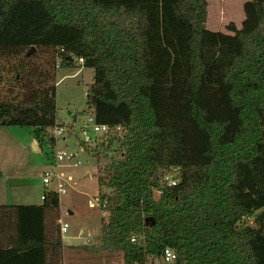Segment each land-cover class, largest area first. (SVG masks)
<instances>
[{
  "label": "trees",
  "instance_id": "1",
  "mask_svg": "<svg viewBox=\"0 0 264 264\" xmlns=\"http://www.w3.org/2000/svg\"><path fill=\"white\" fill-rule=\"evenodd\" d=\"M208 7L0 0V127L35 128L43 151L55 147L50 129L65 127L57 69L83 59L95 72L86 114L121 129L95 148L81 144L109 192L99 195L97 242L80 250L120 253L124 264L166 248L177 264H264V0L244 4L232 34L207 28ZM40 52L49 56L41 66ZM172 168L180 182L167 187ZM44 193L41 205H0V264H62L59 197Z\"/></svg>",
  "mask_w": 264,
  "mask_h": 264
},
{
  "label": "rangeland",
  "instance_id": "2",
  "mask_svg": "<svg viewBox=\"0 0 264 264\" xmlns=\"http://www.w3.org/2000/svg\"><path fill=\"white\" fill-rule=\"evenodd\" d=\"M247 1L208 0L207 28L232 34L228 27L231 24L241 27L245 18L243 6ZM48 58L45 52H40L36 62L39 66L45 65ZM94 75V70L85 68L78 59H74V64L70 67L57 69V117L58 123L65 126L66 137L58 139L55 147L48 145L44 151L39 143H37L39 149L34 147V142H37L35 128L0 127V172L3 174L0 180V204H12L11 200L19 203L41 201L40 197L44 190L42 179L45 171L51 168L58 169V172L63 174L64 180L69 183V192L62 197L61 201L63 210L61 218L64 223L70 225L65 239L73 244L84 241L86 244L97 242L98 238L95 237L100 233L104 214L100 210L101 205L92 208L89 204L92 200L99 199L100 193L109 192L108 189L100 191L97 180L98 162L81 147L83 138L78 130L89 109L87 92L94 83ZM6 76L3 68H0V77ZM4 87L6 86L0 83V91ZM54 132L55 128L50 129L51 135L54 136ZM58 150L76 154L77 157L73 161L61 162V166L57 168L54 155ZM112 156L116 155L110 154L105 158V163H108ZM78 162L80 163L76 164ZM68 179L71 180L68 181ZM155 196L157 199L159 194L156 193ZM80 230L85 231L84 235H80ZM79 247L74 248L79 250ZM120 255V253H105L100 256L101 263L123 264L124 261ZM149 262L159 264L158 260Z\"/></svg>",
  "mask_w": 264,
  "mask_h": 264
},
{
  "label": "built area",
  "instance_id": "3",
  "mask_svg": "<svg viewBox=\"0 0 264 264\" xmlns=\"http://www.w3.org/2000/svg\"><path fill=\"white\" fill-rule=\"evenodd\" d=\"M79 63L83 64V59L79 60ZM85 120L83 121L82 125L78 128L81 136H82V143H84L89 148H95L100 143H105L109 139L114 137H121V129L116 128L113 129L108 125H102L97 123L95 117L92 114H87L85 116ZM74 128V126H73ZM54 137L58 139H63L66 137V129L64 127L55 128ZM81 143V144H82ZM83 148V147H82ZM84 150V149H83ZM76 154L68 153L65 150H58L54 155V160L56 162V167L61 166V162L65 160L73 161L76 158ZM80 162L76 163L79 164ZM63 174L58 172V169L51 168L45 171L42 179V183L44 185V190H48L54 192L58 195L60 201V207H62V197L67 195L68 190V182L64 180ZM162 183L167 187H175L180 182V173L178 168H172L169 171H166L162 177ZM71 179H68V181ZM159 194V193H158ZM41 199H45V193L43 192ZM90 207L96 208L97 206L101 205L100 199H95L90 202ZM60 227H61V234L62 237L68 233L70 225L68 223H64L60 220ZM84 235V231H80V235ZM131 241L133 243L136 242L135 238H132ZM159 261V264H177L178 255L172 248H166L161 257L156 259ZM152 264L151 262H149ZM148 263V264H149Z\"/></svg>",
  "mask_w": 264,
  "mask_h": 264
},
{
  "label": "crops",
  "instance_id": "4",
  "mask_svg": "<svg viewBox=\"0 0 264 264\" xmlns=\"http://www.w3.org/2000/svg\"><path fill=\"white\" fill-rule=\"evenodd\" d=\"M35 142H34V147L39 149L37 142L36 143ZM86 176H88V175H86ZM43 192H44V190H43ZM43 192H42V194H43ZM22 200H25V198H22ZM40 200L41 201H39V202L23 201L21 203L15 202L14 200H11L10 203H12V204L7 203V204H0V205H6V206H12V205H18V206L41 205L43 203V200L41 199V197H40ZM70 215H73V213H70ZM61 217H63L62 207H61ZM62 219L63 218H61V221L63 222ZM75 235H78V234H75ZM98 236H96L95 238H98ZM76 239H77V237H76ZM63 240H64L63 241L64 249H63V262H62V264H102L100 256L105 255V253H100L98 255H91V254H88V253L84 252L83 250H80V249L78 250V249L74 248L75 246L86 245L85 241L83 243H79L78 242V243H75V244L68 243L66 241V239H65V236L63 237ZM88 240L90 241V239H88ZM88 240H87V242H88ZM120 256L123 259V255L121 254Z\"/></svg>",
  "mask_w": 264,
  "mask_h": 264
},
{
  "label": "water",
  "instance_id": "5",
  "mask_svg": "<svg viewBox=\"0 0 264 264\" xmlns=\"http://www.w3.org/2000/svg\"><path fill=\"white\" fill-rule=\"evenodd\" d=\"M35 50H36V48H35V47H32V51H35ZM150 220H152V219H151V218H150V219H147V220H146V223L149 224V221H150ZM153 224H154V223H153Z\"/></svg>",
  "mask_w": 264,
  "mask_h": 264
}]
</instances>
